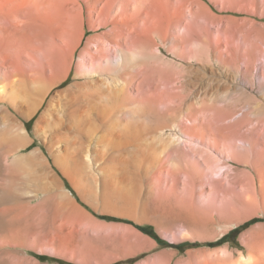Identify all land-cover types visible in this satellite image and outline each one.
I'll return each instance as SVG.
<instances>
[{
    "label": "bare ground",
    "instance_id": "1",
    "mask_svg": "<svg viewBox=\"0 0 264 264\" xmlns=\"http://www.w3.org/2000/svg\"><path fill=\"white\" fill-rule=\"evenodd\" d=\"M155 4L129 7L134 20L92 27L113 32L98 40L93 55L77 62L75 82L58 90L75 41L60 53L51 50L54 60L35 64L30 58L37 43L35 22L30 13L6 8L0 0V33L12 37L0 45V102L26 121L38 116L34 132L49 153L36 148L22 154L35 140L24 122L0 106V216L7 232L32 228L36 199L41 208L53 205L64 217L79 210L49 157L86 204L139 224L149 223V215L159 220L153 212L161 205L154 201L155 188L165 182L171 183L166 195L188 189L187 194L199 195L197 202L214 203L219 211L242 204L240 182L227 180L224 164L230 142L235 150L230 159L239 162L242 147L232 141L242 138L245 119L237 121L238 113L231 118L240 103L228 101L223 79L218 82L225 87L212 88L218 84L212 73L227 71V65L220 52L213 53L205 24L189 16L188 4ZM206 210L203 220L219 212ZM180 213L178 219L191 224L197 215Z\"/></svg>",
    "mask_w": 264,
    "mask_h": 264
},
{
    "label": "rangeland",
    "instance_id": "2",
    "mask_svg": "<svg viewBox=\"0 0 264 264\" xmlns=\"http://www.w3.org/2000/svg\"><path fill=\"white\" fill-rule=\"evenodd\" d=\"M179 2L188 4L189 16L197 17L194 19L205 24V30L213 43V53L220 52L228 67V75L227 71L217 72L212 73V78L216 82L223 79L227 88L225 91L229 93L228 101L239 100L241 106L231 115L232 118L235 114H240L237 121L245 119L242 138L232 141L235 148L242 147L236 156L239 162L230 159L235 153L230 142L226 152L229 159H226L224 166L228 168L227 180L240 182L242 204L234 210H226V206L225 210L219 211L214 203L206 206L201 200L197 202L196 197L199 199V195L187 194L188 189L175 196L166 195L165 191L171 189V183L165 182L161 184L162 187L157 185L155 188L154 201H161V205L153 212L158 214L159 220L149 215V223L139 224L133 218L102 213L86 204L49 157L51 169L61 178L63 187L71 192L70 197L79 210H71L70 216L64 217L53 205L41 208L38 206L39 199H36L35 211L31 215L35 228L32 225V228L29 226L21 232H7L5 221L0 216V264H60V261L71 264H130L131 260L141 256L144 257L134 264H264V222L243 230L237 243L229 242L215 248H192L184 252L163 247L138 229L152 227L161 239L173 244L207 243L221 239L253 218H264V0H33L31 3L30 0H5V7L17 6L30 13L29 19L35 22L37 43L33 47L34 51L29 53L32 54L31 60L37 65L50 57L54 60L51 50L60 53L62 48L75 41L77 49L70 55L67 75L57 87L58 90H63L75 82L77 62L93 55L98 40L105 37L106 33L113 32L111 27L106 31L92 30V27H99L116 19L134 20L136 16L128 8L134 9L140 3H156L158 7L159 4L168 6ZM0 36V45L4 40L12 39L6 31L1 32ZM0 55L3 56V53ZM25 55L29 57L28 53ZM238 77L242 82H239ZM215 85L225 87L220 82H213L212 88L216 89ZM0 106L8 108L20 122H24L35 140L33 145L21 153L29 154L36 148H41L48 156V151L34 132L38 116L26 121L6 103L0 102ZM255 111L257 115L254 118L251 115ZM214 113L217 116L220 110L215 108ZM252 125L256 127L255 133H250ZM240 140L243 146H240ZM185 187L188 188V185ZM44 196L43 193L40 194V197ZM207 207L214 210L213 213L219 212L215 217H208L204 221ZM192 210L197 213L196 217L193 216V224L182 221L180 216L178 219V213L184 215L180 212ZM103 218H116L120 221ZM33 254L57 261H42Z\"/></svg>",
    "mask_w": 264,
    "mask_h": 264
},
{
    "label": "trees",
    "instance_id": "3",
    "mask_svg": "<svg viewBox=\"0 0 264 264\" xmlns=\"http://www.w3.org/2000/svg\"><path fill=\"white\" fill-rule=\"evenodd\" d=\"M106 219L108 221H114V222H119L120 220L116 219V218H103ZM126 223H129L127 221H124ZM264 222V218H253L250 221L244 223L243 225L233 229L232 231H230L227 235H225L224 237H222L221 239L215 241V242H207V243H190V242H185V243H179V244H173V243H169L166 242L165 240L161 239L153 230L152 227H138V229H140L142 232H144L146 235L150 236L151 238H153L154 240H156L161 246L163 247H171L174 249H177L181 252L186 251L187 249H192V248H198V247H210V248H215V247H219L222 246L226 243L229 242H236L237 243V239L240 235V233L253 226L256 225L258 223H263ZM130 224V223H129ZM35 257H37L38 259L42 260V261H57L53 258H49L47 256H43V255H38V254H33ZM144 256H141L139 258H135L134 260H131L129 263L130 264H134L135 262H137L138 260H140L141 258H143ZM60 264H71V263H65V262H61ZM115 264H120V263H115Z\"/></svg>",
    "mask_w": 264,
    "mask_h": 264
}]
</instances>
